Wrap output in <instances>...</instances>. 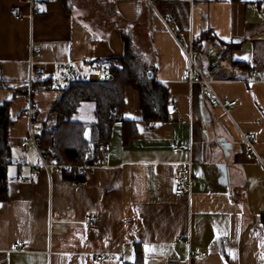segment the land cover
<instances>
[{
    "label": "crops",
    "instance_id": "0c3cea01",
    "mask_svg": "<svg viewBox=\"0 0 264 264\" xmlns=\"http://www.w3.org/2000/svg\"><path fill=\"white\" fill-rule=\"evenodd\" d=\"M94 20L72 0H0V107L9 103L7 199L0 203V264H143L189 258L190 264H264V166L250 155L242 133L256 135L264 160V0H165L157 12L146 3L104 0ZM20 7L22 19L10 14ZM36 9V10H35ZM170 20L166 25L164 20ZM226 47L233 78L216 81L215 93L237 105L211 106L199 84L184 81V53L202 34ZM124 34L145 55V66L169 92V122L148 126L140 95L124 92V119L136 123L124 143L113 126L109 157L81 183L61 171L34 169L42 154L21 149L29 136L31 46L47 64L77 62L80 69L124 54ZM208 42V43H209ZM194 61L210 70L214 60ZM195 57V56H194ZM198 62V63H197ZM252 83L242 80L252 73ZM37 91L35 124L44 126L62 97ZM175 146L182 149L173 152ZM176 170L191 175V189L172 191ZM94 221L93 226L86 223ZM180 238V239H178ZM24 243L13 251L14 244ZM147 247V250L145 246ZM206 255L198 259L193 254Z\"/></svg>",
    "mask_w": 264,
    "mask_h": 264
},
{
    "label": "trees",
    "instance_id": "16d2710c",
    "mask_svg": "<svg viewBox=\"0 0 264 264\" xmlns=\"http://www.w3.org/2000/svg\"><path fill=\"white\" fill-rule=\"evenodd\" d=\"M123 41L124 54L103 63L109 70L108 78L73 82L52 108L51 114L57 116L58 125L49 130L43 126L38 144L40 153L54 165L71 167V172L63 173L78 183L85 177L79 168L86 162L88 151L92 146L108 141L116 123L123 124L125 144L135 136L136 123L124 119V92L127 87L138 91L140 110L148 126L169 122L167 88L158 83L153 74L149 76L151 70L145 66V55L136 48L133 37L124 34ZM209 41L217 44L215 37L204 33L194 44L200 52ZM222 47L223 44L219 45L220 52L227 54L229 50ZM90 105L92 108H85ZM83 113L91 114V119H85ZM9 126V103H6L0 107V203L7 199L8 167L13 162ZM135 250L136 261L133 264H143L141 247L137 245Z\"/></svg>",
    "mask_w": 264,
    "mask_h": 264
},
{
    "label": "built area",
    "instance_id": "2783aa9c",
    "mask_svg": "<svg viewBox=\"0 0 264 264\" xmlns=\"http://www.w3.org/2000/svg\"><path fill=\"white\" fill-rule=\"evenodd\" d=\"M129 2H140L148 4L156 12V5L160 1L165 0H127ZM36 10V9H35ZM10 14L16 20L22 19L20 7H15L11 10ZM170 20H164L167 25ZM207 49L209 56L214 60L210 70L201 69L194 61V56L198 53L195 44L192 42L189 49H185L184 53L187 58V66L184 71V81L188 84L194 85L199 84L202 87L205 97L211 106H218L223 109L226 113H229L230 109L237 105L236 101L233 100H222L215 93L213 84L216 81H231L233 78V65L231 62L223 58L219 50H217L212 42L208 43ZM40 51L33 45L31 46V59H30V77L27 82L28 87V104L24 110V116L30 121L29 136L26 140L21 143V149L33 146L38 149L40 136L43 131V126L37 125L34 122L38 114L37 106L34 102V96L37 91H51L57 90L64 92L68 90L71 84L75 81H94V80H105L109 76V70L107 67L102 65H90L89 62L84 60L82 64L87 67V70L83 71L77 62H67L54 64L55 70L51 75H48L47 64L38 62L34 59V56L39 54ZM257 76L256 73H252L250 76L245 77L242 81L245 83H252L253 78ZM57 118L55 119V121ZM49 125L46 124L45 129H49L51 126H56L55 122L48 120ZM47 122V123H48ZM51 125V126H50ZM242 140L246 146V150L250 155L255 156L260 163L264 166V160H261L257 154L255 148L256 135L253 133H242ZM110 142L105 141L100 143L97 147L92 146L87 153L86 162L82 165L79 170L84 175H91L96 172L97 169L103 166L104 160L109 157L110 154ZM181 146H175L173 152L177 153L181 150ZM39 150V149H38ZM41 170H54L69 173L71 167L57 166L54 165L47 156L42 155V161L34 169V173L37 174ZM191 175L185 170H176L172 179V191L175 195H182L191 189ZM87 226H93L94 221L86 223ZM180 239V238H178ZM24 243L19 242L14 244L12 247L13 251H20L23 249ZM198 259L206 258L201 252L193 254ZM104 260V255H98L96 263H101ZM166 264H190L189 258H171Z\"/></svg>",
    "mask_w": 264,
    "mask_h": 264
},
{
    "label": "rangeland",
    "instance_id": "374dc122",
    "mask_svg": "<svg viewBox=\"0 0 264 264\" xmlns=\"http://www.w3.org/2000/svg\"><path fill=\"white\" fill-rule=\"evenodd\" d=\"M72 1H75L79 7H83V9H85L88 12L89 18H92L94 20V18H96V16H98L100 14V11L102 9L101 6H103L102 2L104 0H72ZM143 52H144V50H143ZM194 59H195V61H197V60L199 61V59L204 60V59H206V56L204 53H202L200 55H195ZM58 93H60V92H58ZM85 108H87V109L92 108V106L91 105L86 106ZM82 116L87 120L91 119V114L87 115V113L86 114L83 113ZM56 118H57L56 115H52L51 121L55 122V125H58V118L55 121ZM47 124L49 125V122ZM53 128H54V126H51L49 129H53Z\"/></svg>",
    "mask_w": 264,
    "mask_h": 264
},
{
    "label": "water",
    "instance_id": "95a60500",
    "mask_svg": "<svg viewBox=\"0 0 264 264\" xmlns=\"http://www.w3.org/2000/svg\"><path fill=\"white\" fill-rule=\"evenodd\" d=\"M149 76H152V73H150ZM13 162H14V160H13Z\"/></svg>",
    "mask_w": 264,
    "mask_h": 264
},
{
    "label": "snow or ice",
    "instance_id": "6c2138e0",
    "mask_svg": "<svg viewBox=\"0 0 264 264\" xmlns=\"http://www.w3.org/2000/svg\"><path fill=\"white\" fill-rule=\"evenodd\" d=\"M147 247H148V246L146 245V246H145L146 250H147Z\"/></svg>",
    "mask_w": 264,
    "mask_h": 264
}]
</instances>
